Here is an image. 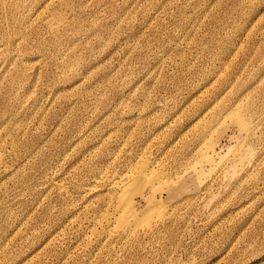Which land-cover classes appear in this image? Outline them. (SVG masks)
Masks as SVG:
<instances>
[{
  "label": "rangeland",
  "instance_id": "1",
  "mask_svg": "<svg viewBox=\"0 0 264 264\" xmlns=\"http://www.w3.org/2000/svg\"><path fill=\"white\" fill-rule=\"evenodd\" d=\"M0 264H264V0H0Z\"/></svg>",
  "mask_w": 264,
  "mask_h": 264
},
{
  "label": "bare ground",
  "instance_id": "2",
  "mask_svg": "<svg viewBox=\"0 0 264 264\" xmlns=\"http://www.w3.org/2000/svg\"><path fill=\"white\" fill-rule=\"evenodd\" d=\"M140 172H141V171H140ZM138 173H139V172H138ZM141 174H142V173H141ZM144 174H145V173H144ZM140 177H141V176H140ZM128 178H129V179H131V178L133 179V177H132L131 174L128 175ZM134 178H137V177H134ZM137 179H138V178H137ZM122 183H124V182H122ZM144 183H145V182H144ZM125 184H126V183H125ZM125 184L122 185L123 188L125 187V189H123V188H121V189L126 190V187H127V186H126ZM132 184H134V183H132ZM132 184H131V185H132ZM145 184H146V183H145ZM132 187H134V185H132ZM118 190H119V189H118ZM127 190L129 191V189H127ZM127 190H126V191H127ZM126 191H125V192H126ZM128 191H127V192H128ZM123 193H124V192H122V194H123ZM126 194H127V193H126ZM123 196H124V195H123ZM123 196H122V197H123ZM128 196H129V194H128ZM130 196H131V195H130ZM130 196H129V197H130ZM122 197H121V198H122ZM124 197H125V196H124ZM124 197H123V198H124ZM129 197L127 198V196H126V199H124V206H125V207H123L124 212H125V210H128V208L126 207V205H128V202L131 201V200L128 201ZM123 198H122V200H123ZM122 202H123V201H122ZM129 203H130V202H129ZM120 208L122 209V206H121ZM120 208H119V209H120ZM117 209H118V208H117ZM129 209L131 210L130 207H129ZM123 210H122V211H123ZM130 210H129V211H130ZM119 211H120V210H119ZM121 214H122V212H121ZM119 215H120V214H119ZM120 216H121V215H120Z\"/></svg>",
  "mask_w": 264,
  "mask_h": 264
}]
</instances>
